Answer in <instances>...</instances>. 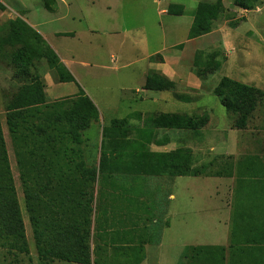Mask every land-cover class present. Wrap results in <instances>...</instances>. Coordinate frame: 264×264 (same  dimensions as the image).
<instances>
[{
	"label": "rangeland",
	"instance_id": "1",
	"mask_svg": "<svg viewBox=\"0 0 264 264\" xmlns=\"http://www.w3.org/2000/svg\"><path fill=\"white\" fill-rule=\"evenodd\" d=\"M215 1L0 0L5 8L3 11L0 10V122L16 196L25 224L26 244L29 250L28 254L16 255L11 252L7 240H0V264H94V260L98 257L102 264H132L131 257L126 252L113 250L106 244L104 238L99 240L94 236L96 218L98 223L101 221L104 225L105 222L104 219L100 218V206L96 214L95 203L93 204L94 211L90 218V225L82 226L81 229L84 237L83 247L88 248L89 261L86 259L87 253L81 255V262L60 260L44 262L40 259L17 157L18 150H40V144L39 139L31 135L26 140L16 138L8 129L4 95L7 93L10 100L12 98L10 97L11 93L17 92V88L26 82L24 76L19 74L16 65L11 62L19 45L14 42L6 45L11 30L8 22L26 16L36 31L45 33L48 41L59 49L62 57L75 60L78 63L85 59L91 63L89 68L76 66L74 71L77 75L78 90L83 91L99 111L97 121H93L90 127L82 132L85 162L88 167L99 169L104 151L103 134L104 131L110 129L114 119L127 120L133 128V131L128 134L130 140H144L145 135L138 130L144 128L148 117L160 113H181L201 118L206 113L197 107L206 104L215 107L218 114L228 112L229 116L226 115L224 121L230 122L232 127L235 126L238 116L227 111L221 103V99L214 92L224 76L239 77L241 69L237 71L234 63L228 62L222 40L219 39L221 35L230 42L237 38L238 41L240 40V47L244 52L253 53L251 71L255 72L251 75L254 77L255 83L259 84L260 78L264 79V0H261L250 11L236 7L234 0H223L224 12L216 23L214 31L204 37H198L197 42L188 45L189 30L198 4L200 2L214 3ZM170 4L183 5L185 14L182 16L165 14L163 10H166ZM240 20L239 26L241 28L239 30L230 27L231 23ZM219 29L222 30L221 33H218ZM53 31L72 32L73 37L77 35L78 39L75 40L73 37L67 36L56 37L53 35ZM34 39L33 36H28L31 44L35 42ZM176 44H183V47H178ZM37 46L39 45H34V47ZM186 47L187 50L185 51ZM95 48L98 49L97 52L91 53ZM158 54L162 55V59L166 55L171 64L176 61V58H179L177 62L181 65L182 70L192 73L194 78L200 80L202 84L200 89H195L191 87L192 85L187 86L185 83H178L176 89L171 92L149 91V96L160 99L158 101L160 105L157 102H151L152 99L150 98L140 99L134 91L140 89V85L145 82V78L151 69L149 68L150 63L164 62L161 57H156ZM256 54L261 56V62H258L254 56ZM73 55H75L74 58ZM111 55H113L112 58ZM117 56H121V59L117 60ZM151 57H156L155 62L150 61ZM220 63L221 69L215 70ZM29 66L32 72L39 73L44 80L48 97L49 94L54 96L55 84L60 83L61 73L57 70L48 69L45 61L35 58ZM177 94L192 98V105L191 102L176 99ZM79 95L80 93L77 95H60L59 98L52 99L49 97V99L50 102L63 99L73 100ZM55 96L58 95L55 94ZM165 100L171 103L165 104ZM197 120L199 121V119ZM247 127L250 130L248 135H250L249 141L252 147L264 148V144L258 146V142L264 141L261 107H258L253 113ZM203 129L204 127L200 131L159 130L155 141L147 143L146 149L150 152H171L179 148L183 149L186 145H196L202 140ZM164 140L169 143L166 145L158 143V141ZM109 155L110 150H107V160L110 158ZM237 178L238 181H235L231 188L233 191L230 205L232 218L229 223L232 242L234 243L226 254V259L224 254L218 252V260L210 263L201 259L202 261L197 264H231L232 256L235 259L239 257L235 254L237 250H234V248L240 247L237 246L238 244L248 245L243 250L255 262L261 261L260 258L264 259V195H255L258 191L264 194V188L260 182H254L257 191H249L247 196H244L242 192L243 181L239 177ZM173 179L174 177L167 175L146 179L142 183L144 191L140 196H136L134 204H128L127 200L119 202V209L123 218L122 226L125 227H122L123 232L132 233V241L130 242H134L137 250L142 251L144 256L146 255V244L151 245L148 255L149 264H158V262L159 264H179L186 251L185 248H188L182 247L183 240L178 232L173 234L170 231L165 233L164 248L160 250L157 247L162 241L164 230L169 227L167 219L168 196ZM184 180L195 181L197 179L187 177ZM130 182L129 180L128 185ZM178 191L180 194H184L183 185L179 187ZM108 193H111L110 189H108ZM110 197L111 195H109V207ZM47 214L50 218L57 216L56 213ZM58 216L60 218V214ZM81 218L82 214L79 212H67L65 219L67 221L78 219L80 223L83 222ZM108 219L110 229V214ZM213 227V219H205L203 234L209 236ZM195 241L197 240L194 237L188 242L195 243ZM144 243L146 244L142 249ZM83 251L87 252L86 249Z\"/></svg>",
	"mask_w": 264,
	"mask_h": 264
},
{
	"label": "trees",
	"instance_id": "2",
	"mask_svg": "<svg viewBox=\"0 0 264 264\" xmlns=\"http://www.w3.org/2000/svg\"><path fill=\"white\" fill-rule=\"evenodd\" d=\"M260 1L234 0V5L250 11ZM4 9V5L0 3V10ZM223 12V0H216L214 3L200 2L194 14L188 39L212 33ZM167 13L182 16L185 9L183 5L170 4ZM240 23L241 20L231 23L230 27L237 28ZM8 26L11 30L6 45L13 42L19 45L11 62L26 80L17 88V92L11 93L10 100L7 93L4 95L8 129L16 138L26 140L31 135L38 138L40 144H38L40 150L17 151L18 166L40 259L44 262L54 260L81 262V255L87 253L86 259L89 261L88 248L83 247L84 237L81 229L82 226L90 225L95 203L96 214L100 206V218L105 222L104 225L101 221L98 223L96 218L94 236L99 240L104 238L106 244L113 250L126 252L130 255L132 264H142L145 256L142 251L137 250L134 242H130L132 233L123 232L119 202L127 200L128 204H134L136 196H140L144 191L142 183L146 179L164 175L174 178L212 175L208 167L195 166L194 151L191 148H179L171 152H150L146 149L147 143L155 141L159 130L200 131L208 123L207 114H203L201 118L181 113L152 115L148 117L144 128L138 130L145 135L144 140H130L128 134L133 128L127 120L114 119L110 129L103 134L104 151L100 168H90L85 162L82 132L87 130L93 121H97L99 113L97 107L83 91L73 100L50 102L45 91V82L39 73L30 70V62L34 58L45 61L48 69L61 73L60 83L75 82L74 76L42 35L23 19L18 17L10 20ZM59 35L72 37L73 33ZM28 36H33L34 43L39 46L34 47L36 44H31ZM178 47L182 48L183 44ZM156 57L162 59L161 54ZM156 57H151L150 61L155 62ZM219 69L221 63L215 70ZM176 87L174 81L156 70H149L144 85L145 90L154 92H171ZM216 89L214 93L221 98L225 108L238 116L235 128L245 129L258 107L262 109L264 123L263 90L229 77H223ZM175 97L184 102L192 101L189 96L177 94ZM162 142L158 141L160 145L169 143L167 140ZM107 150H110L108 160ZM129 180L131 182L128 185ZM108 189L111 193H108ZM67 212L81 213L83 222L79 223L78 219L67 221L65 219ZM47 213H56L57 216L50 218ZM0 240H7L11 252L16 255L29 253L25 224L16 196L1 122ZM145 244H142V249ZM245 246L248 245L234 248L237 250L235 254L239 257L235 259L232 256L231 264H263V258H260L262 262H255L246 254L243 250ZM84 249L87 252L83 251ZM228 251L226 247H188L183 255L185 260L181 264H197L202 260L211 263L218 260V252L224 254L226 259ZM94 264H102L101 259L96 258Z\"/></svg>",
	"mask_w": 264,
	"mask_h": 264
},
{
	"label": "crops",
	"instance_id": "3",
	"mask_svg": "<svg viewBox=\"0 0 264 264\" xmlns=\"http://www.w3.org/2000/svg\"><path fill=\"white\" fill-rule=\"evenodd\" d=\"M167 9L163 10L165 14H168ZM22 19L31 27L33 26L30 23L28 17L23 16ZM240 28L241 26L237 27L234 30H239ZM221 32L222 30L219 29L218 33ZM59 33L69 32L53 31V35L56 37L61 36L59 35ZM40 34L46 40V42L56 51L59 57H61L62 61L70 69L72 75L75 78V82L55 84L53 92L54 96H51V94H49V97L52 99H56L59 98L60 95L67 96L69 94L77 95L81 93L77 88V75L74 71V67L81 66L83 68H89L91 67V63L87 62L85 59H83V62L78 63L75 60H70L62 57V55H60L59 49L54 47L48 41V39L44 35L45 33ZM73 39L77 40V35H75ZM197 40V38L192 40L188 39V45L190 43L197 42ZM219 40H222V45L224 47L225 56L228 62L232 61L234 63V66L237 67V71L241 69V77L237 76L230 78L238 82L254 86L264 91V79L260 78L261 81H259V84H257L255 83L254 77L251 75V73L255 72L251 71V68L253 66V53L251 54V52H244L240 47L241 42L240 40L238 41L237 38H234V40L230 42L226 39L225 36L221 35ZM176 46L178 45L176 44ZM187 47L185 51L187 50ZM97 50L98 49L95 48L91 51V53H96ZM74 56L75 55H73V58ZM112 56L113 55H111V58ZM254 56L257 58L258 62H261L260 55L256 54ZM119 59H121V56H117V60ZM163 60L164 62L158 64L150 63L149 68L161 72L176 84L185 83L187 86L192 85L191 87L200 89V87L202 86L200 80L198 78H194V75L192 73H187L186 71L182 70L181 65L179 64V62H177V60L179 61V58H176V61L172 64L168 62L166 55L163 56ZM144 85L145 82L143 83V85H140V89H136L134 91L135 94L139 95L138 97L140 99L146 100L147 98H150L152 99L150 100L151 102H157L158 104V101L160 99L158 97L149 96V91L144 89ZM68 87L71 88L69 89ZM55 94H57L58 96H55ZM167 102L168 104L171 103L168 100H165L164 103L166 104ZM192 103L193 101H191L190 104L192 105ZM197 108H201L202 110H204L209 120L207 125L202 130V140L200 142H197L196 145H186V147L191 148L194 151L195 166L208 167L212 175H200L196 177H175L173 179L170 185L168 196L169 207L167 219L169 221V227L164 230L162 241L157 246L160 250L164 248L163 242L165 233L168 231L173 234H176L177 232L180 234V238H182L183 240L181 244L184 248L211 246L226 247L230 250V247L234 243L232 242L233 238L230 233L229 227V223L232 218V208H230L231 198L233 194V191L231 189L232 185L235 181H238L237 177H239V179L243 181L242 192L244 196H247L249 191H257L254 182H260L264 188V148L256 149L252 147V144L249 141L250 135H248V133L250 130L248 129V127H246L245 129H237L230 126V122L227 123L226 121H224L225 116H229L228 112L226 114H218L215 107L213 106L201 104V106L199 105V107ZM261 144H264L263 140L262 142H258V146H260ZM187 177H193L197 180L185 181L184 179ZM182 178L184 179L180 180ZM181 185H183V187L185 188L183 195L178 191ZM258 194L264 195L259 191L255 193V195L257 196ZM209 218L213 219L214 227L211 234L207 236L203 234V222L205 219L208 220ZM194 237L197 241H195V243H189L188 241ZM198 240L207 241L199 242ZM241 245L242 244H238L237 246ZM150 247L151 245H146L145 260L142 264L150 263V258L148 256ZM184 260L185 259L182 256L179 264H181ZM188 261L191 262V260Z\"/></svg>",
	"mask_w": 264,
	"mask_h": 264
}]
</instances>
